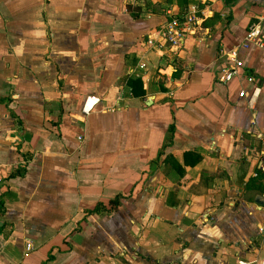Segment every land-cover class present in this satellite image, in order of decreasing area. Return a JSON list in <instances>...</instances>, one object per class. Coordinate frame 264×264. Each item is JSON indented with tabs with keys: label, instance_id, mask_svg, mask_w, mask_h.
<instances>
[{
	"label": "crops",
	"instance_id": "obj_1",
	"mask_svg": "<svg viewBox=\"0 0 264 264\" xmlns=\"http://www.w3.org/2000/svg\"><path fill=\"white\" fill-rule=\"evenodd\" d=\"M194 3L200 23L155 49L147 35L187 5L0 0V264H262L264 57L240 44L264 0ZM236 46L244 67L221 83Z\"/></svg>",
	"mask_w": 264,
	"mask_h": 264
},
{
	"label": "built area",
	"instance_id": "obj_2",
	"mask_svg": "<svg viewBox=\"0 0 264 264\" xmlns=\"http://www.w3.org/2000/svg\"><path fill=\"white\" fill-rule=\"evenodd\" d=\"M205 17V12L199 9L196 3H189L183 14L182 20L176 17L171 18L169 21L164 23L159 28H156L152 33H149L144 41L147 46L155 49H162L164 46L169 45L170 47H177L180 41L183 39L185 33L192 31L195 25H198ZM240 46L249 47L256 46L263 51L264 57V7L248 22L246 32L243 41ZM238 47H233L224 53V63H220L215 69V78L221 83H228L236 76L241 74L244 67L242 58L238 54ZM141 69L144 67L142 62L139 66ZM256 77L252 74L246 76L247 82H256ZM254 87L250 97L249 104L253 101ZM239 95H244V90L239 91ZM262 142L261 149L257 152V164L259 167L264 168V135L260 136ZM262 230V227L259 228ZM26 249H32L31 242L26 243ZM264 264V261H262Z\"/></svg>",
	"mask_w": 264,
	"mask_h": 264
},
{
	"label": "trees",
	"instance_id": "obj_3",
	"mask_svg": "<svg viewBox=\"0 0 264 264\" xmlns=\"http://www.w3.org/2000/svg\"><path fill=\"white\" fill-rule=\"evenodd\" d=\"M186 5H187V3H186ZM126 8H127L128 11H130L132 13L133 16H136L137 15V12L140 11V9H141L140 6H135L134 7V6L130 5V4H127L126 5ZM173 17H176L179 20H182L183 14L182 13L180 15L175 14ZM176 73L177 72H174L173 75L176 76L177 75ZM126 83L130 86L131 93H132L133 96L136 97V96H142V95H144L145 90L142 87V81H141L140 78L130 76L126 80ZM160 88L162 90H166V88L163 87V86H161ZM1 100L2 99H0V101ZM17 123H18V125H20V122L19 121H17ZM173 130H174L173 125H170V127H169V134L167 136L166 144H169L171 142L172 135H173ZM200 159H201V155L198 154V153H196V152H194V151H185V152H183V164L185 166H193ZM167 160L171 164L172 168L176 172H178L179 175H182L184 173V171H185L184 167L181 166L173 158V156L168 155L167 156ZM21 174H22V171L20 169H17L16 171L12 172L10 174V176H16V175H21ZM256 175H258V177L259 176L260 177L261 176H264V168H258ZM252 186L255 187L259 191L260 190L261 191H264V183L263 182H260L259 181L258 184L257 183H253ZM122 198H124V195L119 194V195L115 196L114 198L110 199L107 203L98 202L96 204V206L92 210H88L87 212L88 213H91V212H96V213H99V212H102V213H105V212H107V213L113 212L121 204V199ZM2 208H3V199L0 197V211L2 210Z\"/></svg>",
	"mask_w": 264,
	"mask_h": 264
},
{
	"label": "rangeland",
	"instance_id": "obj_4",
	"mask_svg": "<svg viewBox=\"0 0 264 264\" xmlns=\"http://www.w3.org/2000/svg\"><path fill=\"white\" fill-rule=\"evenodd\" d=\"M169 3L173 4V3H176L178 2L179 3V6H182V7H185L186 3L188 2H196V1H203V0H168ZM208 1V0H207ZM206 3V2H205ZM217 7V6H216ZM217 12L219 13L220 12V9L217 10ZM215 16V15H214Z\"/></svg>",
	"mask_w": 264,
	"mask_h": 264
},
{
	"label": "water",
	"instance_id": "obj_5",
	"mask_svg": "<svg viewBox=\"0 0 264 264\" xmlns=\"http://www.w3.org/2000/svg\"><path fill=\"white\" fill-rule=\"evenodd\" d=\"M255 202L260 204V205L263 203L260 199H258V197L255 199Z\"/></svg>",
	"mask_w": 264,
	"mask_h": 264
}]
</instances>
